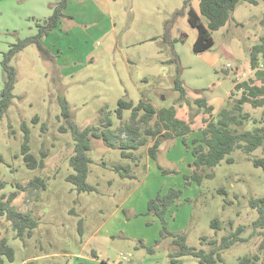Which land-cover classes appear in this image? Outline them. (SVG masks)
<instances>
[{"label": "rangeland", "instance_id": "obj_1", "mask_svg": "<svg viewBox=\"0 0 264 264\" xmlns=\"http://www.w3.org/2000/svg\"><path fill=\"white\" fill-rule=\"evenodd\" d=\"M95 1L102 9L86 7L82 14L64 21L74 33L64 36L65 48L78 58L64 71L46 60L35 44L18 52L11 62L17 80L12 104L0 117V178L6 182L0 197L16 191L18 183L27 186L19 190L14 204L31 212L38 227L32 237L21 239L6 216L0 215V237H6L15 251L14 260L4 256L0 264H172L170 253L178 246L171 237L162 236L163 222L147 210L152 198L171 189L180 190L181 195L168 212L167 228L174 234L186 233L189 246L208 250L202 236L220 240L238 226L245 227L244 241L225 249L224 263H218L237 264L240 257L255 253L261 241L253 225L260 214L250 200L264 197V169L253 162L254 157H263L262 149L252 154L236 149L230 154L233 162L226 158L201 171L195 167L192 147L196 133L206 125L204 119L216 120L222 108H231L241 96L235 80L254 76L250 49L264 35V2L240 3L227 24L213 32L212 48L196 53L198 29L188 20L187 0ZM191 3L200 12V0ZM1 6L8 10L11 0H0V11ZM35 26L14 28L10 16L0 20V93L4 52L30 36L27 33ZM178 67L188 90L183 103L174 88ZM61 94L80 128L101 127L102 118L108 117L118 129L132 113L126 109L119 119L118 101L132 99L137 104L145 98L157 108L175 106L178 117L191 122L194 136L186 137L189 147L181 139H167L157 160L148 153L153 139L135 150L132 159L122 157L120 149L108 147L103 139L93 138L87 181L96 190L79 192L67 180L75 172L70 165L75 141L70 128L61 131L62 125H69L62 115ZM199 97L214 106L212 115L196 104ZM245 110L261 119L264 106L254 108L248 103ZM23 123L30 128L32 154L38 158L42 150L48 154L43 169L26 165ZM254 127L253 121L244 125V129ZM118 163L130 164L129 174L134 177L123 178L111 169ZM202 173L214 176L198 178ZM38 177L44 185L34 190L28 184ZM215 218L221 222L220 229L212 225ZM180 260L200 264L191 255Z\"/></svg>", "mask_w": 264, "mask_h": 264}, {"label": "trees", "instance_id": "obj_2", "mask_svg": "<svg viewBox=\"0 0 264 264\" xmlns=\"http://www.w3.org/2000/svg\"><path fill=\"white\" fill-rule=\"evenodd\" d=\"M70 0H59L51 3L53 13L43 22L37 24L38 31L36 34L18 40L13 44L8 51L3 54V69L5 74L4 87L0 93V117H3L9 110L13 98L14 88L17 80V70L11 64L18 52L25 49L31 44H35L42 56L49 61L55 63V57L50 50L43 44V39L50 34L64 17H71L65 13ZM192 0H187L189 5L188 20L192 26L198 29V36L194 43V51L201 53L210 50L214 45L213 32L225 26L230 20L232 13L236 7L242 2H249L258 5L264 0H200V12H198L191 3ZM206 18L204 22L202 16ZM165 40L170 42L169 35L165 33ZM172 61H177V58ZM250 66L254 71V76L247 80L236 82L235 89L241 90L242 94L236 98L235 102L230 107H224L219 112L218 118L204 119L206 123L202 129L201 137L194 140L192 152L194 155V164L197 170L204 171L206 168H212L224 159L228 162H233V157L230 154L236 149H241L247 154H252L255 150L261 148L263 157H254L253 162L257 167L264 169V112L261 119L253 117L245 110V104H251L254 108L264 106V35L260 37V41L254 44L250 49ZM181 68L178 67L175 77L174 88L180 92L178 101L183 103L187 100L188 90L184 85L183 79L180 76ZM233 91L230 98L233 97ZM60 104L62 106V115L66 119L68 126L62 125L61 131L67 132L71 129L74 138V153L70 156V165L74 169V173L67 178L74 184L79 192H92L96 187L87 181L89 174V164L93 162L89 155L92 149L91 140L93 138H101L105 144L114 149H120L122 157L135 159L134 151L141 146H146L150 139L154 142L148 148L149 155L157 160L159 146L166 139L175 137H183V142L187 147L186 136L193 131L191 122L178 117V110L175 106L157 108L151 101L143 98L137 104L132 99L122 98L118 101L116 110L118 118L122 119L124 110H131V116L118 129L113 128V122L110 118H102V125L97 127L87 126L80 128L73 120L72 112L65 97L61 94ZM199 108L204 109L206 113L212 115L214 106L208 104L204 97H199L195 100ZM39 117L34 120L38 122ZM152 121L154 123L152 124ZM247 121H253L255 127L253 129H244ZM44 127V126H43ZM25 131V140L22 144V154L26 165L30 169H43L45 167V159L48 157L46 151H41V157L38 158L31 152L30 147V128L26 123H23ZM45 129V128H43ZM126 134L127 138L122 135ZM0 160L2 156L0 155ZM131 165L114 164L111 169L121 175V177H134V174H129ZM123 171L127 172L126 174ZM203 176L213 177V173H202L197 175L198 178ZM200 178V179H201ZM41 178H36L29 182L31 188H39L38 184H42ZM44 185V184H42ZM6 186V182L0 178V190ZM17 190L10 193L9 196L2 195L0 197V215L6 216L11 222V226L16 232V236L21 239L32 237L35 229L38 227L37 219L31 212L20 210L14 200L19 196V190H26L27 186L21 183L17 184ZM181 195V191L171 189L167 194H159L156 198H152L148 202V212H153L163 222V230L161 232L164 238L171 237L172 243L178 246V249L170 253L172 264H181L180 258L185 255H191L199 260L200 264H218L224 263L223 251L234 244L244 241L243 233L244 226H238L236 230L222 236V238L201 237L202 245L209 246L208 250L197 248L187 244L186 233L174 234L167 228V215L173 205L176 204V199ZM251 206L257 208L259 217L254 221L255 232L261 237L258 244V249L255 253L240 257L237 264H264V197L252 198ZM212 225L220 229L221 222L218 218L213 219ZM153 252L154 249H149ZM7 256L9 260H14L15 251L8 244L6 237H0V262L3 263V257ZM28 264H33L29 262Z\"/></svg>", "mask_w": 264, "mask_h": 264}, {"label": "crops", "instance_id": "obj_3", "mask_svg": "<svg viewBox=\"0 0 264 264\" xmlns=\"http://www.w3.org/2000/svg\"><path fill=\"white\" fill-rule=\"evenodd\" d=\"M58 1L59 0H11V6L8 10H4L3 7L1 6L2 9L0 11L1 12L0 20H5L8 18V16H10L12 18V23H13L14 28L21 27L22 25L24 26L27 25L29 26V28H32L33 25H36L35 26L36 29L35 28L31 29L27 33V34L34 35L38 30L37 24L43 23L53 13V9L51 8L50 4L58 2ZM83 3H86V4H83ZM81 4L83 5L79 6ZM97 4L98 3L95 0H84L80 3H78L77 0H70L68 7L65 10V13L68 16L77 17L78 14H82V10H84V8L86 7L89 9H91V7L93 6L101 8ZM103 10L107 12L106 9L103 8ZM99 11L103 12L102 10H99ZM107 13H110V11ZM67 18H70V20L72 19L71 17H64L63 19H61L58 26L43 39V44L50 50V52L55 57V61H54L55 67H57L61 72L64 71L66 66H70L72 61L78 59L76 58V56L69 55V52L67 51L64 45L65 44L64 39H66L64 36L68 37L72 34L74 35L72 29H68L67 26L66 27L64 26L65 25L64 21ZM1 25L3 27L5 26L4 24H1ZM76 30H77V34L75 33V36L77 35L76 38L79 39V36H78L79 31L78 29ZM208 104L210 103L208 102ZM192 132L190 133L192 134ZM189 134H187L186 137H188ZM192 136H194V133L192 134ZM199 137H201V133L197 132L194 140ZM175 138L181 139L183 141V137L181 136H178ZM166 140L162 141V143L160 144L157 158ZM150 158L154 160L151 156Z\"/></svg>", "mask_w": 264, "mask_h": 264}, {"label": "built area", "instance_id": "obj_4", "mask_svg": "<svg viewBox=\"0 0 264 264\" xmlns=\"http://www.w3.org/2000/svg\"><path fill=\"white\" fill-rule=\"evenodd\" d=\"M230 64V63H229Z\"/></svg>", "mask_w": 264, "mask_h": 264}]
</instances>
